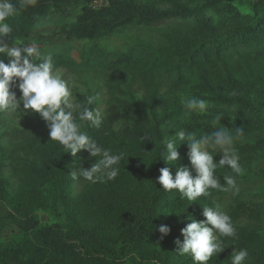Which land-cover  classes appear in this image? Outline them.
<instances>
[{"label":"trees","instance_id":"1","mask_svg":"<svg viewBox=\"0 0 264 264\" xmlns=\"http://www.w3.org/2000/svg\"><path fill=\"white\" fill-rule=\"evenodd\" d=\"M94 1L24 0L21 6V0H12L17 12L6 21L12 27L8 43L23 46L37 24L53 14L61 21L52 38L92 43L80 56L84 69L115 75L128 71L140 81L142 99H111L101 128L83 129L102 147L124 153L120 172L106 183L77 177L82 188L70 197L71 164L87 169L98 158L83 150L75 157L65 153L49 140L41 117L18 148L6 152L0 147V264H193L190 256L177 253L176 241H183L188 216L205 219L203 207H214L213 196L226 199L223 211L237 238L220 237L226 249L207 264H231V255L240 249L249 253L244 264H264V77L253 68L264 57V0H108L98 9L92 8ZM242 1L249 3L248 11L239 7ZM130 26L160 27L162 40L120 54L97 44ZM49 56L56 69L80 66L69 55ZM188 97L206 100V111L185 116ZM76 98L86 104V96ZM217 115L229 131L243 127L244 135L234 140L242 173L227 167L214 173L222 184L223 177H233L239 190L209 189L208 196L193 203L176 190H162L156 183L160 168L169 167L173 176L178 167L192 170L186 141L178 142L175 165L162 161L165 134L183 129L199 139L219 128L213 123ZM116 122H122L118 129ZM144 135L151 141H141ZM212 154L217 163L220 153ZM4 168L12 182L3 177ZM39 213L50 215L52 222L43 224ZM160 225L171 229L163 239ZM6 231L10 235L2 241Z\"/></svg>","mask_w":264,"mask_h":264},{"label":"clouds","instance_id":"2","mask_svg":"<svg viewBox=\"0 0 264 264\" xmlns=\"http://www.w3.org/2000/svg\"><path fill=\"white\" fill-rule=\"evenodd\" d=\"M23 3L24 0H21V6ZM16 12L17 6L12 0H0V54L11 58L7 64L0 59V113L20 111L22 104L24 110L39 114L48 128L49 140L58 142L65 153L75 157L83 150L89 154V158H98L94 159L95 162L89 168L81 166L72 172L74 179L82 177L92 184L114 180L120 172L124 153H113L102 147L83 130L86 125L100 129L104 123L101 112L89 107L96 102L97 97L89 95L86 104L73 97L67 81L55 68L51 56L45 57L35 42L25 46H9L8 37L12 33V27L6 21ZM16 88L21 93L19 98L14 90ZM183 106L187 110L185 116H189L192 112L206 111L207 101L188 97L183 100ZM222 117L217 115L213 122L214 125H219L217 130L203 133L199 139L194 133L183 129L176 131L174 136L165 134L161 141L164 146L162 161L166 165H175L180 159L178 142L186 141L192 170L178 167L173 176L169 167L160 168L156 183L162 190H176L181 194V199L192 203L201 196H208L209 189L239 190L233 177H223L222 184L214 174L218 167H227L237 174L242 173L234 140L244 135L243 127L229 131L221 126ZM146 139L151 141L147 135L140 137L141 141L146 142ZM213 151L220 153L217 163L213 161ZM202 215L205 219L199 222L188 216L190 222L181 229L183 241H176L177 253L190 256L193 264H207L213 256L223 252L226 247L220 237L237 238L230 215L219 204L215 207L204 206ZM170 231L168 225L158 227L161 239L168 236ZM248 255L247 249L234 251L231 264H244Z\"/></svg>","mask_w":264,"mask_h":264},{"label":"rangeland","instance_id":"3","mask_svg":"<svg viewBox=\"0 0 264 264\" xmlns=\"http://www.w3.org/2000/svg\"><path fill=\"white\" fill-rule=\"evenodd\" d=\"M137 3H143L145 0H136ZM108 4V0H95L91 3L92 8L98 9ZM239 7L243 11L249 10V3L242 1ZM78 8L72 6V13H76ZM73 19L69 18L66 22H71ZM61 21L59 16L51 14L45 23H39L35 27L33 34L23 40V46L35 42L41 49L43 55L49 56L52 54H64L72 56L80 65V56L83 55L92 43L85 40H69L63 36L51 37L55 26ZM151 27H137L130 26L119 30L116 34L108 38H102L97 43L101 49L108 53H124L133 50L139 45L150 46L156 45L162 40V30ZM11 47V46H10ZM7 62L11 58L5 54H0ZM254 63V62H253ZM254 70L258 71L264 77V57H261L257 63L253 65ZM63 78L67 81L73 97L78 95L86 96L94 95L97 97L94 109H98L103 115L104 119L107 116V111L111 108V99L122 98L124 95H131L135 99L140 100L144 97L145 91L142 88L140 81L134 79L130 72H125L121 75L107 72L98 68L84 69L81 65L74 71L67 69H57ZM17 92V98L21 95L18 88L14 89ZM63 107V105H62ZM40 118L39 114L31 110H24L21 104L20 111H9L0 113V147H3L6 152L16 149L26 140V138L34 131L35 122ZM114 127L118 129L122 122H116ZM212 151L211 149H208ZM214 153V151L212 152ZM214 161V158H213ZM71 173L76 171L75 163L71 164ZM3 177L12 182L11 174L8 168H4ZM261 187V186H260ZM82 188V184L73 178L68 183L67 193L70 197L78 195ZM253 190L258 189V185H252ZM214 207L219 204L222 210L226 206V199L213 196ZM40 221L43 224L52 222V217L46 213H39ZM209 227H211L209 225ZM9 231H6L1 238L6 241L9 237Z\"/></svg>","mask_w":264,"mask_h":264}]
</instances>
